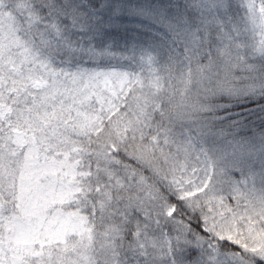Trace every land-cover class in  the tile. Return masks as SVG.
I'll return each instance as SVG.
<instances>
[{"label":"snow or ice","instance_id":"snow-or-ice-1","mask_svg":"<svg viewBox=\"0 0 264 264\" xmlns=\"http://www.w3.org/2000/svg\"><path fill=\"white\" fill-rule=\"evenodd\" d=\"M0 264H264V0H0Z\"/></svg>","mask_w":264,"mask_h":264}]
</instances>
